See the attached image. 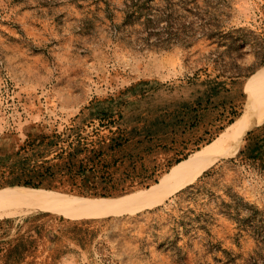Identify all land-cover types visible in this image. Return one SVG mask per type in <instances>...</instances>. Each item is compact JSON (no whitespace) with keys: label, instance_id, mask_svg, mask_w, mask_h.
I'll return each mask as SVG.
<instances>
[{"label":"rangeland","instance_id":"rangeland-1","mask_svg":"<svg viewBox=\"0 0 264 264\" xmlns=\"http://www.w3.org/2000/svg\"><path fill=\"white\" fill-rule=\"evenodd\" d=\"M263 98L264 0H0V208L162 197L0 214V264H264V115L169 192Z\"/></svg>","mask_w":264,"mask_h":264},{"label":"bare ground","instance_id":"bare-ground-1","mask_svg":"<svg viewBox=\"0 0 264 264\" xmlns=\"http://www.w3.org/2000/svg\"><path fill=\"white\" fill-rule=\"evenodd\" d=\"M264 115V98L248 110L240 119L231 125L228 131L224 134L222 139L214 144L209 152L203 157L200 163L187 175L181 177L174 182L170 187L169 192L179 190L184 186L190 184L209 164L212 156L228 139L236 136L243 128L255 122ZM159 198H148L143 200L120 201L106 198L83 199L78 197H62L56 193L33 191L25 194L22 197L14 198L2 205L0 208L1 215L16 214L20 212L39 211L58 205H78L86 209L95 210L98 212L121 215L125 213H133L143 208H148L157 204Z\"/></svg>","mask_w":264,"mask_h":264},{"label":"trees","instance_id":"trees-1","mask_svg":"<svg viewBox=\"0 0 264 264\" xmlns=\"http://www.w3.org/2000/svg\"><path fill=\"white\" fill-rule=\"evenodd\" d=\"M221 83H215L213 82L206 90H205V94L207 95H211L212 92H214L215 90H217V87L220 85ZM222 85V84H221ZM166 116V115H165ZM235 119H231L229 121V124L233 123ZM153 125H166L168 124L166 119L163 117H159L156 118L152 121ZM148 131L152 132V127L148 128ZM181 161V160H180ZM178 161V162H180ZM177 162V163H178ZM57 166V165H55ZM53 165L50 166H45V167H41V169L38 170H33V174H38L41 175L42 177H45L46 175H54L56 171H54V167ZM43 168V169H42ZM66 169V171L72 175V176H76V175H80V176H85L83 177L85 180H87V172L92 171L93 169L91 167H88L87 165H84L83 163L79 165L78 169L76 167V165H74L73 163H64V168ZM86 174V175H84ZM18 179H16V181H13L12 184L15 185H22V186H26V187H33V188H40L43 185V182L41 180L39 181H34L33 179H28L25 181H22L20 178L21 177H17ZM102 178H106V177H102ZM158 180H155V183H157ZM106 196V195H103Z\"/></svg>","mask_w":264,"mask_h":264}]
</instances>
